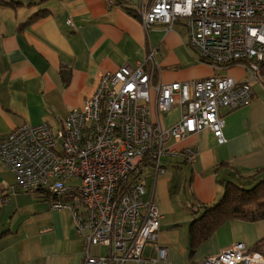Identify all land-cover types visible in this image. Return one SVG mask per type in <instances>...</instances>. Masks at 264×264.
Masks as SVG:
<instances>
[{"label": "built area", "instance_id": "obj_1", "mask_svg": "<svg viewBox=\"0 0 264 264\" xmlns=\"http://www.w3.org/2000/svg\"><path fill=\"white\" fill-rule=\"evenodd\" d=\"M109 4L132 7L128 0ZM134 11L145 31L182 25L198 61L215 70L239 67L246 76L154 84L152 50L141 62L99 75L82 108L57 128L25 124L0 138L12 195L39 194L51 210L69 211L83 241L82 264L165 262L154 184L171 160L192 166L198 156L175 145L204 130L223 145V113L264 96V0H142ZM174 107L179 120L161 127L159 117ZM146 181L153 184L147 195ZM91 247L107 253L93 257ZM145 249L153 257H144ZM198 264H264V254L238 242Z\"/></svg>", "mask_w": 264, "mask_h": 264}, {"label": "crops", "instance_id": "obj_2", "mask_svg": "<svg viewBox=\"0 0 264 264\" xmlns=\"http://www.w3.org/2000/svg\"><path fill=\"white\" fill-rule=\"evenodd\" d=\"M14 1L21 5H0V138L25 124L57 128L72 110L82 108L99 75L141 62L152 50L157 64L154 84L246 76L239 67L215 70L198 61L182 25L145 31L137 15L109 0ZM128 2L134 11L142 0ZM39 11L48 13L25 26ZM179 117L174 107L159 117L160 125L168 128ZM223 122V145L206 130L188 136L175 148H195V163L173 159L155 181L154 202L163 216L158 242L168 251L166 261L157 264H198L238 242L252 248L264 234V222L229 221L189 254L192 210L216 202L222 195L221 181L247 178L264 168V96L258 93L249 106L224 112ZM177 171L183 176L179 182ZM13 185L14 175L0 160V264H82L83 241L75 233L71 213L51 210L39 194L12 195ZM151 186L147 181L146 195ZM180 187L184 195L176 199L173 193ZM4 197L6 203L1 202ZM106 253L100 247L89 251L93 257ZM150 256L145 249L144 257Z\"/></svg>", "mask_w": 264, "mask_h": 264}, {"label": "trees", "instance_id": "obj_3", "mask_svg": "<svg viewBox=\"0 0 264 264\" xmlns=\"http://www.w3.org/2000/svg\"><path fill=\"white\" fill-rule=\"evenodd\" d=\"M45 1L48 0H38V3ZM0 5L16 7L21 3L14 0H0ZM125 11L130 15H136V12L131 9L125 8ZM47 13V11L37 12L24 25L45 17ZM221 186L222 195L216 202L207 206L203 205L200 210L198 209L199 211L192 210L195 217L188 227L190 255L194 254L201 243L229 221L264 222V168L256 170L247 178L221 181ZM263 247L264 235L251 249L264 254Z\"/></svg>", "mask_w": 264, "mask_h": 264}, {"label": "rangeland", "instance_id": "obj_4", "mask_svg": "<svg viewBox=\"0 0 264 264\" xmlns=\"http://www.w3.org/2000/svg\"><path fill=\"white\" fill-rule=\"evenodd\" d=\"M237 70H236V73L237 74H242V71L239 69V68H236ZM232 74L233 75H235V68L232 70ZM227 75V74H226ZM255 89H257V87H255ZM186 172H187V170H186V168H183V174H186ZM177 173H178V175H175V180L177 181V182H179V179L181 178V177H183V176H181V172L180 171H177ZM169 175V177H171L172 178V176H173V173H171V174H168ZM144 184H145V182H144ZM146 184H147V181H146ZM188 188V187H187ZM181 190H182V188L180 187V188H175V192L173 193L174 194V198H176V199H179L180 198V196L183 194L182 192H181ZM180 195V196H179ZM184 195V194H183ZM188 195V194H187ZM181 200H182V202H184L185 201V205H187V203H186V200H185V198L184 197H181ZM180 202V201H179ZM179 206V210H181V208H182V206L179 204L178 205ZM186 209H187V207H186ZM263 226H264V223H263ZM264 235V234H263ZM264 248V247H263Z\"/></svg>", "mask_w": 264, "mask_h": 264}]
</instances>
